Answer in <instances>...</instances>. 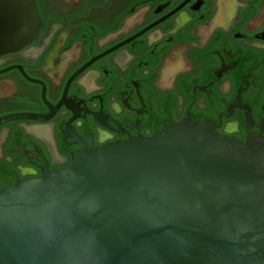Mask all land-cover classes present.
I'll return each mask as SVG.
<instances>
[{
    "label": "flooded vegetation",
    "instance_id": "1",
    "mask_svg": "<svg viewBox=\"0 0 264 264\" xmlns=\"http://www.w3.org/2000/svg\"><path fill=\"white\" fill-rule=\"evenodd\" d=\"M33 1L39 36L0 53V120L27 117L0 125V191L187 119L264 144V0Z\"/></svg>",
    "mask_w": 264,
    "mask_h": 264
},
{
    "label": "water",
    "instance_id": "2",
    "mask_svg": "<svg viewBox=\"0 0 264 264\" xmlns=\"http://www.w3.org/2000/svg\"><path fill=\"white\" fill-rule=\"evenodd\" d=\"M42 28L33 0H0V53ZM0 264H264V144L187 119L88 145L0 191Z\"/></svg>",
    "mask_w": 264,
    "mask_h": 264
}]
</instances>
